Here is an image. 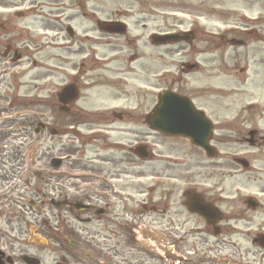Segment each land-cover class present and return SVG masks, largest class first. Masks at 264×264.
I'll use <instances>...</instances> for the list:
<instances>
[{"label": "flooded vegetation", "instance_id": "flooded-vegetation-1", "mask_svg": "<svg viewBox=\"0 0 264 264\" xmlns=\"http://www.w3.org/2000/svg\"><path fill=\"white\" fill-rule=\"evenodd\" d=\"M103 1L30 2L28 13L33 16L47 10L36 16L42 19L38 29L51 35L48 42L40 36L38 41L24 40L32 38L28 27L0 25V46L4 52L17 51L21 59H26L27 71L23 76L30 74L28 81L32 85H28L24 97L36 100L43 92L53 95L54 116L66 117L69 130L79 132L76 127H81L84 133L77 135L79 142L73 155L83 153L90 162H79L84 165L80 169L84 171L83 177L71 175V180L61 181L56 176L54 180L61 184L59 195H64L56 201L80 202L79 207L71 203L52 204L54 199L48 198V190L41 188L46 183L49 186L52 176L35 177L29 185L25 181L26 187L20 186L17 174L0 178V192L6 194L0 197V264H264V13L253 22H221L228 28L213 35H206L198 26L190 31H166L178 35L189 32L200 43H211L210 60L203 59V51L196 46L184 44L177 51L170 49L177 44L164 47L169 53L182 51L185 56L187 47L191 48L195 52L194 65L181 62L179 71L185 74L191 69L200 80L207 75L211 79L210 88L201 86L197 92L188 93L189 97L181 87H176L175 93L195 103L196 110L203 115V126L210 124L208 145L212 155L207 156L198 148L200 156L183 158V163L178 164L186 166L187 172H162L163 175L154 172V155L149 150L150 146H162L155 138L170 139L153 128L157 121L155 74L147 73L138 61L139 39L130 37L128 23L121 22L138 14L106 12ZM171 10L167 19L178 23L170 28H178L183 26L180 21L192 6L184 0ZM106 16L111 19L105 20ZM195 16L201 18L202 14L197 12ZM135 20L134 26H139L145 19ZM108 22L112 28L108 29ZM141 26L140 30H144L145 24ZM117 28L123 33H116ZM16 32L18 46L10 37ZM233 36L241 37L238 41L242 44L232 43ZM46 48L52 49L53 57L51 66L43 69L29 52L39 53ZM117 52L131 55L124 62L117 58ZM111 53H115V58ZM140 74L147 77L146 81ZM48 80L53 81L51 90L45 88ZM65 87L71 92L64 106L59 104L58 95ZM96 104L100 107L94 108ZM68 137L75 139L73 135ZM96 141L98 147L93 145ZM93 162L104 168L97 170ZM149 166L152 171L146 173ZM251 185L255 187L253 192ZM171 190L181 191L185 212L197 218L196 231L188 235L183 234L182 227L189 221L170 217L168 204L174 196ZM156 192L166 199L155 200L151 195ZM28 193L35 194L39 201L27 200ZM144 194L142 201H135L137 205H130L134 195ZM188 197L209 207L210 212H190L186 206ZM160 200L164 209L159 207ZM30 201L34 207L29 205ZM26 209L36 217L30 215L27 221ZM154 213L168 216L165 223L157 226L164 230V238L158 241L138 230L139 224L147 232L153 227ZM254 213H258L257 221L253 220ZM231 221L243 222L250 244L260 250L250 259L249 251L232 252L235 244L230 236L239 234L241 229ZM208 236L213 242L208 241ZM36 237L37 243L28 242ZM80 246H84L83 252ZM174 247L184 251L174 252ZM165 249L174 253H165Z\"/></svg>", "mask_w": 264, "mask_h": 264}, {"label": "rangeland", "instance_id": "rangeland-1", "mask_svg": "<svg viewBox=\"0 0 264 264\" xmlns=\"http://www.w3.org/2000/svg\"><path fill=\"white\" fill-rule=\"evenodd\" d=\"M32 1L33 0H26V2L23 3L21 0H0V24L10 23V25L15 26L16 29H18L19 27H28L29 34L32 38L24 37V40L29 41V39H31L30 41H38L37 37L40 36L42 38V41L47 40L48 42L51 38V35L44 34L42 30L38 29L37 25L41 24L40 21L42 19L41 17L36 16L45 14L47 10L44 9L42 13L39 12L33 16V14L28 13L29 3ZM185 1L186 5L192 6V10L187 11V17L180 21L182 22L183 26L178 28H170L171 24L176 25L178 21L175 19H167V17H171L170 14L171 12H173L171 9L173 7H178L179 3H184V0H137V2L131 0H118L116 4H114L110 0L109 2H107V0H104L102 3V7L105 8L106 12L118 11L120 13L138 14L137 16H131L126 20H121V22L128 23L129 26L127 25V27L130 31L128 33L130 37L139 39V41L137 42V50H139L138 55L143 56L140 62L144 66V69L147 71V73L152 74L154 72V85L156 87V94L162 90L167 89L170 86V83L173 86L177 84L185 86V80H187L188 89H193L196 87V85H198V82L196 80L198 75H196L195 73H188L186 75L177 74L181 62H192V60H194L195 52H191V48L189 49V47H187V56H185V53H183L182 51L177 53H169L167 47L152 48L149 40L150 35L166 33L167 30H170L171 32H173V30H190L192 24H195L196 22L206 33L216 34L217 30L226 29V27L220 25L221 22L238 25L241 22V16H244L246 19H257L260 13H264V0H201V3L196 2V0ZM37 3L40 4L39 1ZM198 5H201V8H199V10ZM65 6L70 7L68 5ZM15 12L23 13V17L15 18L13 16ZM197 12L202 14V18L200 20H195L193 17ZM190 14H192V16ZM135 17L145 19L141 22V24H145L144 30H140V28L142 27L141 24H139V26H134V23L136 22ZM104 19L107 20L111 18H107L106 16V18ZM10 37L12 40H14V42L16 40L15 43L18 46L20 43V40L18 39V33H11ZM182 45H184V43L174 45L170 49H172V51H177ZM194 46L201 49L202 51H207L205 48L209 47L210 44L200 43L196 39L192 43V47ZM36 52L37 51L29 52V54L32 55L31 59L37 60V64L40 68H49L52 64V49L46 48L42 51H39V53ZM3 53L4 50L0 46V71H2L3 67L6 68L8 66V69L6 71L9 72L6 76L0 77V96L2 97L0 99V119L4 120V122L0 124V178L3 179L6 175L8 177H12L16 176V174L17 178L21 174L25 178L26 173L29 171L38 169L42 172H47V165L51 157H65L66 154L73 155L76 152L74 150L77 149L79 141H77V139L73 140L66 135L60 138H53L50 135V131L56 129L57 127L54 125V114L52 109H50L54 101L53 95L45 100L37 99L33 100L32 102H26L28 104L26 108L12 105L11 99L12 95L16 91V87H19L21 94L25 93L28 85L32 84L28 81V77L30 74H26V76H21V74H19L17 75V77H13V74H15V70L12 69L11 64L9 65L6 63L9 62L10 59H4ZM129 54L131 55V53L117 52L116 56L117 58L119 57V60L126 62ZM111 56L115 58V53H111ZM203 57H206V59H210L209 55L207 54ZM23 61H25V59L17 64L19 67L16 70H19L20 73H25L27 70V66L22 64ZM132 66L136 68L135 64ZM168 72H170L172 76L166 75ZM140 78L144 82L146 81L147 77H142L140 74ZM52 82V80H48L45 88H50L51 90ZM21 109H24L22 110L24 111L23 113H16ZM36 120L42 121L44 123L48 122L46 123V129L37 135H35L33 132L38 125ZM78 129H81L82 131L81 127H79ZM64 130H66V127L64 128ZM69 136H72V134L69 133ZM72 141H74L73 145ZM155 141L156 143L162 145L161 148H159V153L161 155L172 156L173 158L180 159V162L177 163V165L183 163V158L200 156L198 150H194L182 140H158L157 138H155ZM69 144H71L70 148ZM26 145H28L29 147L32 146V149H36L39 146L38 153H36V151L34 152L36 154V159L33 155L34 161L32 163L26 162L21 157V155L26 154L23 149L26 147ZM73 160L80 161L79 155L78 158L74 157ZM93 164L96 166L97 170H101V166L104 168V166L100 163L93 162ZM165 164V167L161 171L156 170L154 167V172H158L163 175L165 174L162 172L182 174L187 170L186 166H174L173 162H168ZM15 165H17L18 167L14 168ZM70 167H72V170L70 169ZM83 167L84 165L79 163H72L70 166H68L67 163L63 166L62 171H67L70 174L73 171H77V169L80 170ZM144 170L146 169L144 168ZM151 171L152 169L149 166L146 170V173ZM193 171L194 170H192V172ZM59 172L60 170L55 171V173L48 171L49 176H52L53 178L49 181V186L47 183L41 186L44 191L48 190L49 199L57 200L60 198L58 190L61 187V184H58L54 181L56 176L60 177ZM32 173L33 172H30V174ZM194 178L195 175L193 174V179ZM11 183L13 182H10L9 184ZM13 184H15V182ZM250 188V192H253V190L255 189L253 185H251ZM171 191L174 193V196L170 197L168 204L170 217H181V219L186 218L189 223L186 227H182V229L184 228L183 234L188 235L189 232L196 231L194 225H196L197 218L185 212L181 204V191H178L177 193L176 190ZM5 195L6 194L0 192L1 198H4ZM151 196L155 200L159 197L166 199V196L161 192H156ZM11 197L14 198V195ZM143 197V195H134L135 199L130 203V205H137L135 204V201H142ZM26 199H34L36 201H39V198L33 193H28ZM159 202L160 209H164L165 204L161 200ZM30 215L36 217L31 210L26 209L27 221H30ZM167 217V215L163 217L158 213H154L151 215L152 220H154L153 227L149 228L147 232V230L141 226L142 224H139L138 230L140 231V233H143V236L145 237H152L156 241L161 240L164 238V230L162 228H158L157 226L165 223ZM257 219L258 213H254L253 220L257 221ZM230 224H234L241 229V232L239 234L230 236V239H232L235 244L232 252L247 253L249 251L248 253L250 254V256L246 254L249 259L250 257H253L254 254H257L260 250L256 246H253V244H250V239L248 238V236H246V232L244 231L243 222H239L237 224L236 222L231 221ZM208 238L209 242H213V238H211L210 236H208ZM83 248L84 246H80V250L82 252ZM172 250L174 252L178 251V253L184 251L181 248L176 249V247H174ZM44 252L48 251L45 250Z\"/></svg>", "mask_w": 264, "mask_h": 264}, {"label": "water", "instance_id": "water-1", "mask_svg": "<svg viewBox=\"0 0 264 264\" xmlns=\"http://www.w3.org/2000/svg\"><path fill=\"white\" fill-rule=\"evenodd\" d=\"M119 32V31H118ZM169 36H156L155 44L168 42ZM154 128L162 133L189 138L195 145L204 147L208 139V127L203 126L199 114L193 112L186 100L174 95L163 94L156 111ZM174 124V125H172ZM55 165L58 162H54Z\"/></svg>", "mask_w": 264, "mask_h": 264}]
</instances>
